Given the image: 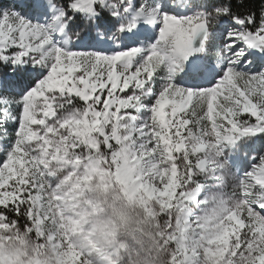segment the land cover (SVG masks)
Instances as JSON below:
<instances>
[{
    "label": "snow or ice",
    "instance_id": "6c2138e0",
    "mask_svg": "<svg viewBox=\"0 0 264 264\" xmlns=\"http://www.w3.org/2000/svg\"><path fill=\"white\" fill-rule=\"evenodd\" d=\"M0 264H264V0H0Z\"/></svg>",
    "mask_w": 264,
    "mask_h": 264
}]
</instances>
